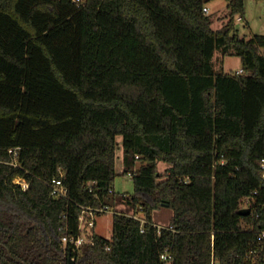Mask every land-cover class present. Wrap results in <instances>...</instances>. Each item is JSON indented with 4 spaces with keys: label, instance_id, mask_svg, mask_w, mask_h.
Masks as SVG:
<instances>
[{
    "label": "trees",
    "instance_id": "trees-1",
    "mask_svg": "<svg viewBox=\"0 0 264 264\" xmlns=\"http://www.w3.org/2000/svg\"><path fill=\"white\" fill-rule=\"evenodd\" d=\"M211 1L0 0V264H253L264 34L240 35L244 0L214 29ZM217 50L243 72H216ZM118 136L124 173L140 162L132 212L74 250L63 237L79 234L82 207L116 201Z\"/></svg>",
    "mask_w": 264,
    "mask_h": 264
},
{
    "label": "rangeland",
    "instance_id": "rangeland-1",
    "mask_svg": "<svg viewBox=\"0 0 264 264\" xmlns=\"http://www.w3.org/2000/svg\"><path fill=\"white\" fill-rule=\"evenodd\" d=\"M245 2V18L238 20L237 28L240 35L250 36L251 32L256 34H264V0H244ZM208 7L213 19V28L220 29L226 21L228 15V1L227 0H212ZM248 21V25L246 24ZM241 66V59L236 55L222 56L221 51H216L214 56V69L216 72H236ZM118 148L116 158V178L115 191L116 201L111 210L97 217L95 232L106 238H111L113 233V216L114 212H132V208L123 200V195L133 194L135 191L133 173L140 166L137 161L133 172L124 173V158L122 136L117 137ZM168 165L164 162L159 164V170L165 171ZM21 181V179H19ZM22 182V181H21ZM242 204H245L242 202ZM173 212L170 208H162L154 213V220L159 227H167L172 218Z\"/></svg>",
    "mask_w": 264,
    "mask_h": 264
},
{
    "label": "built area",
    "instance_id": "built-area-1",
    "mask_svg": "<svg viewBox=\"0 0 264 264\" xmlns=\"http://www.w3.org/2000/svg\"><path fill=\"white\" fill-rule=\"evenodd\" d=\"M204 11L209 13L210 9L209 7H205ZM238 20H242L241 17L238 18ZM243 72V69H239L236 71V73L241 74ZM262 169H263V177H264V158L262 159ZM22 181V182H21ZM16 179L15 182L22 184L23 188L26 189L28 187V184L24 180ZM53 194L58 197H65L67 196V189L63 187L61 180H53ZM112 193L113 191L110 190ZM257 192H255L256 194ZM253 200V197H247L244 198L242 202L245 204H242V208H247L251 204ZM111 209L108 205L102 206V207H82V213L79 217V234L78 235H71V236H64L63 242L65 244H70L72 248L75 250L77 248H80L86 243H93V233H95V227L97 223V217L109 212ZM137 218V216H136ZM161 228V227H160ZM258 239L261 243V252L258 255H255L253 264H264V229L261 230L258 234ZM162 258L164 260H169L170 257H168L167 254H163ZM212 264H217V260L213 257Z\"/></svg>",
    "mask_w": 264,
    "mask_h": 264
},
{
    "label": "water",
    "instance_id": "water-1",
    "mask_svg": "<svg viewBox=\"0 0 264 264\" xmlns=\"http://www.w3.org/2000/svg\"><path fill=\"white\" fill-rule=\"evenodd\" d=\"M251 212V209L249 208V207H247V208H242L240 211H239V213L241 214V215H247V214H249ZM69 264H75V259L73 258V257H71V256H69Z\"/></svg>",
    "mask_w": 264,
    "mask_h": 264
},
{
    "label": "crops",
    "instance_id": "crops-1",
    "mask_svg": "<svg viewBox=\"0 0 264 264\" xmlns=\"http://www.w3.org/2000/svg\"><path fill=\"white\" fill-rule=\"evenodd\" d=\"M242 20H243V19H242ZM248 23H249V22H248V21H246V24H247V25H248ZM251 34H252V32H251ZM239 69H241V66H240V68H239ZM239 69H237V71H238Z\"/></svg>",
    "mask_w": 264,
    "mask_h": 264
}]
</instances>
